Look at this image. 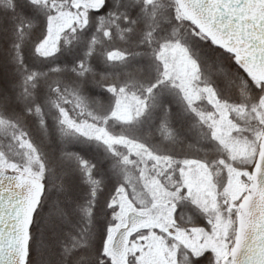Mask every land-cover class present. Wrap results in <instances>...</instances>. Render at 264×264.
<instances>
[{
    "label": "trees",
    "instance_id": "trees-1",
    "mask_svg": "<svg viewBox=\"0 0 264 264\" xmlns=\"http://www.w3.org/2000/svg\"><path fill=\"white\" fill-rule=\"evenodd\" d=\"M0 13L7 17L2 24L5 33L0 32V51L10 59L9 68L14 70V89L7 96L21 99L13 103L0 92V159L10 163L6 167L43 185L29 227L26 264L38 262L35 246L41 220L51 209L47 156L52 153L47 149L50 142L43 139L50 138L53 143L52 131L61 130L65 135L63 128L68 129L70 121L77 119L79 123L96 120L92 124L95 126L104 121L108 133L132 145L122 141L118 154L111 157L99 146L86 151L65 144L63 139L58 141L64 145L62 151L73 155V162H69L76 167L79 194L72 197L75 210L70 212L67 226L54 240L56 248L50 264H70V257L81 251L99 254L102 231L114 223L121 192L133 201L137 211L170 220L177 232L166 241L176 248L180 264H218L212 250L196 255L177 241L190 240L194 226L204 231L210 225L189 187L192 169L194 163H201L217 191L232 169L249 171L264 129V86L249 78L232 55L201 34L182 15L176 0H101L96 9L87 7L82 23L60 33L55 52L48 56L36 49L50 14L46 5L32 0H0ZM176 49L187 50L198 64L194 85L200 95L195 101H188L166 72ZM217 67L225 78L211 72ZM74 70L80 71L79 76L73 74ZM1 77L2 89L6 84L4 73ZM55 78L65 83L75 81L83 98L76 100L75 93L63 92V100L70 98L78 110H83L81 115H73L74 108L69 105H54L57 100L52 92L59 90L53 87L59 84L50 82ZM228 81L232 82L230 86ZM121 99L138 108L130 122H116L111 115ZM38 121L45 136L39 134L35 125ZM180 124L190 127L187 135L178 128ZM218 124L221 129L228 124L231 139L249 144L250 157L236 156L219 142L214 132ZM24 141L35 151L40 150L37 160L32 161ZM81 159L87 162L88 176L79 166ZM241 179L247 185L246 175ZM237 202L227 212L231 234L225 239L226 253L235 237ZM188 215L192 219L189 223ZM60 246L63 255H58ZM101 257L96 255L97 264H108L109 258L104 257L102 262ZM134 261L131 257L129 264Z\"/></svg>",
    "mask_w": 264,
    "mask_h": 264
},
{
    "label": "rangeland",
    "instance_id": "rangeland-1",
    "mask_svg": "<svg viewBox=\"0 0 264 264\" xmlns=\"http://www.w3.org/2000/svg\"><path fill=\"white\" fill-rule=\"evenodd\" d=\"M32 1L46 5L50 11L49 17H47L43 37L36 47L38 53H40L42 56H48L55 52L61 32L72 27L74 24L79 25L82 23L87 6L82 2V0H56L58 2H55L54 0ZM98 2L100 4L101 0H98ZM6 19L7 17L0 13V32L5 33V31L2 29V24ZM0 39H3L1 34ZM174 51L175 55L171 59L173 61H170L167 65L166 72L168 75H170V79L174 81L175 85L179 88L181 94L188 101H195L200 95L199 91L194 85V81L197 77L198 64L193 60V58L190 57L187 50L176 49ZM0 55L2 59V61H0V77L4 73V83H6L3 85L2 89L0 88V92L6 100L13 103H20V97L14 96L13 98H9L7 96V93L14 89V85L11 83L14 70H10V59L5 56L6 54L4 55L0 51ZM213 70L214 71L211 72H214L215 74L225 78L218 67L217 69ZM73 74L79 76L80 71L74 70ZM29 77L32 76L29 75L27 78ZM55 81H57L56 84L59 85L56 87H53L54 85H52L51 87L58 88L59 92L56 91V89H54V92H52L56 94L54 98L57 100L54 101V105H69V108H74L73 115H81L83 110H81V108L78 110L70 98L68 99V97H66L65 100H63V92L70 93V95L71 93H75L74 96H76V100L77 98H83V95L80 94L82 91L76 89L74 86L75 81H72L71 79V82L65 83L55 78L50 82V84H54ZM231 83L232 82L228 81L229 86ZM48 101L53 102V100L50 99ZM25 109L22 110V113H24ZM137 109L138 108L136 107L135 103L127 102L121 99L119 102H116L115 106L111 110V115L116 122H130L134 119ZM77 121L78 122H74L71 120L68 129L63 128V133L65 135L61 133V130L56 129L52 131L51 137L53 136L54 139L57 140V142L53 140V143L55 144L51 142L50 138L48 141L46 137L43 139V141L47 144L50 142V145L47 149L49 150L48 152L52 153V155L47 154V158L50 170V190H52L53 193L50 203L51 209L46 213L45 217L43 216L41 220L38 240L36 241L35 248L38 261L37 264L51 263L50 259L53 256L54 250L56 248V243L54 240L57 237V233H60L61 228L63 226H67V220L70 216V212L72 213V211L74 212L75 210L71 206L72 197H76L79 194V186L76 179L77 175L74 171L76 167L70 164V162H73V155L69 154L67 151L61 150L62 146H64L62 143H60L61 140L63 139L65 144L68 143V145H72L79 150L93 151L100 147L111 157L118 154V147L123 145L122 141L127 145H132L131 142L123 140L119 137H113L112 134L108 133L106 131V124L104 121L101 124H98V126L92 125L96 123V120L89 122L91 124L85 122L79 123V119H77ZM35 125H38L37 128L39 134L41 136H45L46 133L39 121L35 123ZM0 127H2L1 124ZM214 127L215 136L218 138L219 142H223L230 149V153L242 158L248 157V155L252 153V149L249 147L247 142L231 139L229 136L230 129L228 124L222 129L220 128V124ZM178 128L183 134L190 132L189 126L180 124ZM23 144L28 146V151L30 152V158L32 161L37 160V155L39 156L40 150L38 149V151H35L25 141ZM9 164L10 163L4 162V159H0V170L8 169L7 171H11L10 167H6V165L10 166ZM194 164L196 166L195 170L192 169V180H190L192 186L190 185L189 187L192 189V194H194V200L196 199L197 204L194 203V205L196 204L201 207L205 215L209 217L210 225L209 228L206 230L204 229V231L201 229L203 227L194 226L191 228L192 232L190 234V240L179 238L177 241L186 248H191L190 250L196 254H200L206 248L211 249L215 253L217 262H219L223 257V253L226 254L224 247L225 239L228 233L231 234V226L227 212H230L231 209L235 207L234 202L237 199H241L242 195L245 193L246 184L245 182L243 183L241 177L246 175L247 178L248 175L246 171H242L241 169H232L228 174L227 182L224 185L222 182L220 185V190L217 191L216 188H214V186L211 184L210 178L207 172L204 170L203 165L197 162ZM66 165L68 166L66 167ZM15 172L17 171L15 170ZM186 177L188 178L190 176L187 175ZM121 195L122 192L119 193V196L117 197V202L120 203V205L117 206L118 208L116 217H113V219H115L114 223L110 225L107 230L103 229L102 231V241L98 247V251L100 248L99 254H92L90 252L85 253V251L78 252L76 255L73 254L70 257V264H97L96 261H98L99 258H97L95 261L94 259L96 255H99L100 257L102 256L101 261L105 260L104 257L110 258L111 260L108 262V264H129L128 256L130 254H134L135 256V262L133 264H180L178 257L176 258V248L172 246L170 247L166 241L169 235L172 236L177 232L176 228H173L169 224L170 220L168 218H165L164 216L162 217L159 214L152 215L150 213H145L144 215L148 217L149 222L144 226V228H141V230H145L146 233L140 237H133L137 230L129 231L123 238L122 253L120 255L113 253L112 246L115 237L119 230L126 226L128 214L131 212H137L134 204H132L133 201H130L126 195ZM196 196H198V198H196ZM124 197H127V199H124ZM225 201V206H222V203ZM227 201L229 202L228 204ZM172 212L173 210H171V213ZM188 217L189 220H187L189 223L192 219L189 215ZM201 217L203 218L202 215ZM186 225L187 224H185V226ZM189 225L191 224H188L187 226ZM157 231H160L163 234H158ZM91 236L93 235H90V238ZM60 250L61 251L58 255H63L65 253L63 251L64 248L60 246ZM65 257L68 256L66 255ZM100 264L106 263L104 262Z\"/></svg>",
    "mask_w": 264,
    "mask_h": 264
},
{
    "label": "water",
    "instance_id": "water-1",
    "mask_svg": "<svg viewBox=\"0 0 264 264\" xmlns=\"http://www.w3.org/2000/svg\"><path fill=\"white\" fill-rule=\"evenodd\" d=\"M82 1L89 6L96 4V0ZM178 1L214 43L234 54L246 72L264 83V0ZM40 189V184L28 177L0 170V264H24L27 229ZM128 221L132 228L146 219L131 213ZM123 234L116 238L115 252ZM263 250L264 140L252 170L249 193L241 205L236 243L222 264H264Z\"/></svg>",
    "mask_w": 264,
    "mask_h": 264
},
{
    "label": "flooded vegetation",
    "instance_id": "flooded-vegetation-1",
    "mask_svg": "<svg viewBox=\"0 0 264 264\" xmlns=\"http://www.w3.org/2000/svg\"><path fill=\"white\" fill-rule=\"evenodd\" d=\"M127 232H128V231L126 230V234H127Z\"/></svg>",
    "mask_w": 264,
    "mask_h": 264
}]
</instances>
